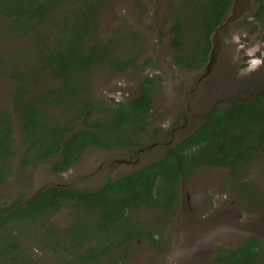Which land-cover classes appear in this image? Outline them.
Instances as JSON below:
<instances>
[{"label":"trees","instance_id":"trees-1","mask_svg":"<svg viewBox=\"0 0 264 264\" xmlns=\"http://www.w3.org/2000/svg\"><path fill=\"white\" fill-rule=\"evenodd\" d=\"M111 1L0 0L4 23L0 42L15 46L0 62V73L10 82L11 102L0 109V186L12 172L13 118L23 134L22 163L48 161L53 174L67 172L90 147H131L134 144L123 140L124 133L138 136L146 132L155 91L152 77L139 80L136 97L113 101L112 107L102 109L90 98L92 70L124 73L135 61L125 52L132 46L127 45L125 36L121 46L93 39L100 11ZM231 2L189 0L184 4L170 28L175 65L186 70L205 66L211 48L209 36L225 20ZM253 5L252 16L264 30V0H253ZM193 38L198 43L196 49L189 47ZM22 39H28L27 44L16 46ZM47 79L56 85L51 82L47 89ZM263 148L264 98L215 106L190 136L168 148L161 158L108 180L96 191L48 185L33 192L23 204L2 207L0 264L23 263L16 238L1 237L3 231L14 225H41L44 217L63 207L73 211L71 227L61 237L44 233L50 249L63 257L62 264H101L110 257H115L114 264H123L117 253L132 241L146 237L155 242L153 232L135 231L133 211L159 208L170 212L177 204L180 181L194 170L225 168L232 178H238ZM55 157L58 159L53 161ZM69 255L71 261H67ZM211 264H264V250L258 238L248 237L234 248L217 249Z\"/></svg>","mask_w":264,"mask_h":264},{"label":"rangeland","instance_id":"rangeland-1","mask_svg":"<svg viewBox=\"0 0 264 264\" xmlns=\"http://www.w3.org/2000/svg\"><path fill=\"white\" fill-rule=\"evenodd\" d=\"M188 1L112 0L97 18L93 39L121 46L125 36L127 45L132 44L125 52L134 56L135 61L124 73L115 69L92 70L90 98L102 109L112 107L113 101L136 97L139 80L152 77L155 91L148 114L149 127L138 136L132 132L123 135V140H131L133 146L147 145V148L105 151L90 147L67 172L53 174L48 161L22 163L23 134L13 118L12 172L0 186V209L23 204L33 192L48 185L95 191L109 179H117L161 158L169 146L194 129L212 104L222 105L244 97L245 87L248 90L260 83L264 87V64L261 66L260 60L264 31L252 16L254 6L249 14L243 13L244 9L246 12L250 9L247 0H236L234 13L229 11L222 28L209 36L214 59L208 70L206 66L186 70L173 63L170 28ZM3 27L0 20V32ZM190 41L189 47L196 49L198 43L194 38ZM27 42L28 39L19 40L16 46ZM14 48L8 42H0V62L5 52ZM46 81L47 89L51 82L56 85L54 80ZM9 90V79L1 72L0 109L11 104ZM55 115L59 116V112ZM131 221L135 231L153 232L155 242L146 237L132 241L122 253H117L123 264H211L217 249L234 248L248 237L258 238L264 250V148L253 155L238 178H232L225 168L194 170L180 181L177 204L172 211L141 208L131 213ZM72 222L73 211L64 207L44 217L41 225H35L36 222L14 225L3 231L1 237L16 238L22 264H62L63 257L50 249L44 233L61 237ZM114 260L115 257L106 258L101 264H114ZM67 261H71V255Z\"/></svg>","mask_w":264,"mask_h":264},{"label":"flooded vegetation","instance_id":"flooded-vegetation-1","mask_svg":"<svg viewBox=\"0 0 264 264\" xmlns=\"http://www.w3.org/2000/svg\"><path fill=\"white\" fill-rule=\"evenodd\" d=\"M250 2V9H249V11L247 12V14H249V12L251 11V9L253 8V0H250L249 1ZM255 8V7H254ZM230 11V9L228 10V12ZM228 12H227V15H228ZM227 15H226V17H227ZM225 17V18H226ZM264 31V30H263ZM262 57H263V54H262V56H260V60H261V66H263V61H262ZM259 72V71H258ZM243 91H245V93H244V97H242V98H239V99H237V100H235V101H231V102H229V103H225V104H222V105H229V104H231V103H235V102H240V101H244V100H248V99H251V98H264V97H260V95L261 94H263L264 93V87L262 86V83H260V84H258V85H256L254 88H251V89H248L247 90V87H245L244 89H243ZM220 104L221 103H218L217 105L214 103V104H212V107H209V109L207 110V112L204 114V115H202V117H201V119H200V122H197L196 124H195V127H194V129L190 132V133H188L186 136H184V137H182L179 141H181V140H183V139H185L186 137H188V136H190L191 134H192V132L200 125V123H201V121H203L205 118H206V116L209 114V112L211 111V109L213 108V107H215V106H220ZM149 126H147L146 127V130H147V128H148ZM178 141V142H179ZM178 142H176L174 145H176ZM173 146V145H172ZM172 146H169V148L170 147H172ZM139 147V146H138ZM138 147H136V146H133V147H130V146H127V147H121V148H115V149H112V150H117V149H122V150H125V151H129V150H131V149H133V148H138ZM143 147L144 148H147V145H144V146H141V147H139V148H142L143 149ZM168 149V148H167ZM166 149V150H167ZM103 150V149H102ZM112 150H105V151H112ZM141 150V149H140ZM140 150H138V151H140ZM165 150V151H166ZM137 151V152H138ZM165 153V152H164ZM164 155V154H163ZM148 164V163H147ZM144 165H146V164H144ZM144 165H142V166H144ZM141 167V166H140ZM139 168V167H138ZM136 170V169H135ZM132 172V171H131ZM130 173V172H129ZM63 174V173H62ZM109 180H112V179H109ZM115 180V179H114ZM60 186V185H59ZM101 188V187H100ZM72 189V188H71ZM83 191H86V190H83ZM96 191V190H95ZM91 192H93V191H91ZM64 208V207H63ZM63 208H61V209H63Z\"/></svg>","mask_w":264,"mask_h":264},{"label":"water","instance_id":"water-1","mask_svg":"<svg viewBox=\"0 0 264 264\" xmlns=\"http://www.w3.org/2000/svg\"><path fill=\"white\" fill-rule=\"evenodd\" d=\"M250 0H247V3L249 2ZM250 3V2H249ZM236 5H237V1L236 0H232V2H231V5H230V11H232V13H234V11L236 10ZM247 13L246 12V9H244V11H243V13ZM225 20H227L226 18H225ZM225 20L223 21V23L221 24V26H219L214 32H212V34L210 35V37L211 36H213V35H215L216 33H217V30L218 29H221L222 28V25H224L225 24ZM211 42V41H210ZM214 57V49H213V47H212V45H211V48H210V51H209V54H208V58H207V63H206V70H208V68L213 64L212 62H213V58Z\"/></svg>","mask_w":264,"mask_h":264}]
</instances>
